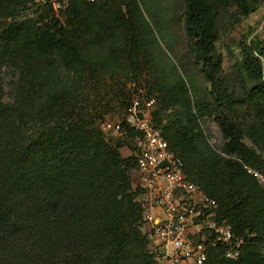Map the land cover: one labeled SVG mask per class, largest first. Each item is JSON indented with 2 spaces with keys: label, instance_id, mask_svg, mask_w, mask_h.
I'll list each match as a JSON object with an SVG mask.
<instances>
[{
  "label": "trees",
  "instance_id": "1",
  "mask_svg": "<svg viewBox=\"0 0 264 264\" xmlns=\"http://www.w3.org/2000/svg\"><path fill=\"white\" fill-rule=\"evenodd\" d=\"M261 1L178 0L210 88L192 99L177 74L161 98L162 110L173 109L168 124L153 111L186 176L243 241L237 258L216 249L205 264H264V182L255 174L264 178V47L263 60L244 52L255 83L242 81V97L227 90L215 55L221 12L234 4L248 15ZM26 8L27 0H0V68L18 74L16 96L0 100V264H158L132 185L136 158L120 152L136 134L126 128L112 140L100 127L131 99L111 74H134L148 55L137 0H67L62 20L51 7L19 19ZM204 117L224 137L217 150L200 132Z\"/></svg>",
  "mask_w": 264,
  "mask_h": 264
},
{
  "label": "built area",
  "instance_id": "2",
  "mask_svg": "<svg viewBox=\"0 0 264 264\" xmlns=\"http://www.w3.org/2000/svg\"><path fill=\"white\" fill-rule=\"evenodd\" d=\"M27 1L32 10L51 7L56 16L67 3ZM153 107L154 99L138 90L120 120H104L100 127L114 137H127V129L136 134L131 138L136 158L134 188L140 191L137 200L143 208L142 228L149 236L158 264H205L209 253L216 249H221L225 258H237L242 239L227 222L217 218V202L186 176L183 160L154 123ZM255 174L264 182L262 176Z\"/></svg>",
  "mask_w": 264,
  "mask_h": 264
},
{
  "label": "rangeland",
  "instance_id": "3",
  "mask_svg": "<svg viewBox=\"0 0 264 264\" xmlns=\"http://www.w3.org/2000/svg\"><path fill=\"white\" fill-rule=\"evenodd\" d=\"M231 0H227L230 3ZM141 13L140 26L142 33L148 39V55L142 54L141 62L137 64L135 73L131 70L116 69L111 75L124 89L129 91L131 96L141 90L145 96L154 99V110L162 117L163 125L168 124V116L173 109L162 110L165 105L161 102L163 92L174 83L177 74L186 84L192 99L203 96L210 84L205 80L201 72V61L197 58L186 37L183 28V16L178 0H137ZM45 10L35 11L32 9H21L18 13L19 19L36 17ZM62 20L63 16L60 15ZM50 18V17H48ZM263 23L262 27L261 24ZM218 38L215 42V55L221 59V77L227 90L233 95L242 97V81L247 88L255 82L249 79L245 70L241 67L242 59L247 48H253L254 55H259V48L264 47V0H262L254 12L248 15H241L237 7L231 4L221 12L217 21ZM143 52L145 48L141 47ZM150 52V55H149ZM111 75L107 76L106 84H110ZM18 74L9 68H0V100H11L17 94ZM122 110L118 106H112L105 115L107 121L121 119ZM247 106H240L237 113L245 114ZM199 128L202 137L214 149L224 142V137L211 117H204L199 120ZM108 139L115 140V138ZM244 143L252 146L248 138L243 139ZM133 142L126 141L120 149L123 156L133 154ZM132 170V185L133 181ZM143 229V228H142ZM145 230V229H143Z\"/></svg>",
  "mask_w": 264,
  "mask_h": 264
}]
</instances>
